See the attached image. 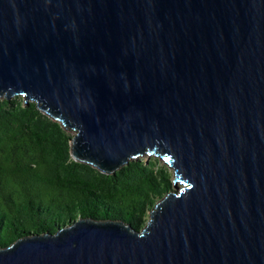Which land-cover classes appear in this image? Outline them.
<instances>
[{
    "label": "water",
    "instance_id": "1",
    "mask_svg": "<svg viewBox=\"0 0 264 264\" xmlns=\"http://www.w3.org/2000/svg\"><path fill=\"white\" fill-rule=\"evenodd\" d=\"M15 96L74 132L75 163L154 154L173 180L140 229L78 218L0 264H264V0H0Z\"/></svg>",
    "mask_w": 264,
    "mask_h": 264
},
{
    "label": "trees",
    "instance_id": "2",
    "mask_svg": "<svg viewBox=\"0 0 264 264\" xmlns=\"http://www.w3.org/2000/svg\"><path fill=\"white\" fill-rule=\"evenodd\" d=\"M36 102L0 99V246L55 232L78 218L120 219L142 228L172 186L157 159L138 158L105 176L69 158L74 132Z\"/></svg>",
    "mask_w": 264,
    "mask_h": 264
},
{
    "label": "rangeland",
    "instance_id": "3",
    "mask_svg": "<svg viewBox=\"0 0 264 264\" xmlns=\"http://www.w3.org/2000/svg\"><path fill=\"white\" fill-rule=\"evenodd\" d=\"M154 156H155L154 154L151 155V157H154ZM151 157H145V158H144V157L142 156L141 158H143V159H150ZM157 158H159V156H157ZM161 159H162V157H161ZM161 162H162V161H159V164H160V165H161ZM165 164H166V162H165ZM172 180H173V179H172Z\"/></svg>",
    "mask_w": 264,
    "mask_h": 264
}]
</instances>
